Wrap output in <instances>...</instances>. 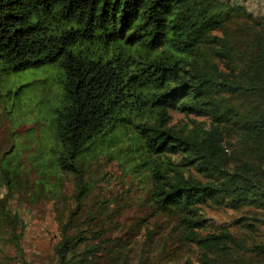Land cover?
<instances>
[{"label": "trees", "instance_id": "obj_1", "mask_svg": "<svg viewBox=\"0 0 264 264\" xmlns=\"http://www.w3.org/2000/svg\"><path fill=\"white\" fill-rule=\"evenodd\" d=\"M45 64L63 70L60 167L78 172L86 143L124 128L151 155H184L179 166L195 165L206 180L171 174L161 160L151 168L157 208L180 216L201 264H227L222 256L242 245L225 228L204 233L202 206L264 204V16L231 0H0V69ZM175 109L216 126L177 129ZM221 124L240 134L238 158L226 153ZM2 223L19 244V217L0 197ZM89 245L64 226L58 264L86 260ZM251 250L264 254V245Z\"/></svg>", "mask_w": 264, "mask_h": 264}, {"label": "rangeland", "instance_id": "obj_2", "mask_svg": "<svg viewBox=\"0 0 264 264\" xmlns=\"http://www.w3.org/2000/svg\"><path fill=\"white\" fill-rule=\"evenodd\" d=\"M231 1L264 16V0ZM64 98L63 70L56 65L16 72L0 69V197L17 213V232H22L16 244L12 229L0 225V264H58L55 245L64 226L71 235L86 234L89 247H94L91 256L73 264H201L196 245L183 239L180 216L158 210L151 172L164 160L171 174L173 168L182 169L187 176L206 180L198 168L179 166L182 154H149L124 128L110 138L86 143L77 160L78 172L62 169L57 158L65 144L56 119ZM171 114L177 129L216 126L209 117L181 109ZM217 127L228 156L238 158V131L225 124ZM202 214L207 221L204 233L225 228L242 245L222 261L264 264V254L251 250L264 245V204L239 209L206 204ZM244 217L258 220L251 228L242 222Z\"/></svg>", "mask_w": 264, "mask_h": 264}]
</instances>
